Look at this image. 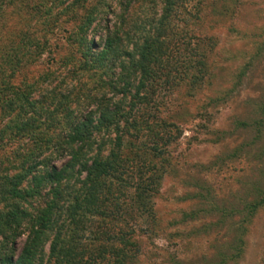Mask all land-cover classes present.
I'll use <instances>...</instances> for the list:
<instances>
[{"label":"rangeland","instance_id":"obj_1","mask_svg":"<svg viewBox=\"0 0 264 264\" xmlns=\"http://www.w3.org/2000/svg\"><path fill=\"white\" fill-rule=\"evenodd\" d=\"M174 2L175 13L162 19V0H11L3 7L0 61L8 44L18 42L17 32H26L38 48L27 47L25 56L38 59L15 71L10 83H34L36 100L53 89L78 94L86 104L81 98L95 94L96 76L69 73L78 57L73 40L79 48L101 47L106 34L136 41L161 20L169 72L143 90L124 140L146 174L158 176L155 191L144 209L131 202L128 188L121 199L126 214L97 220L105 224L100 230L128 232L131 246L113 244L125 254L124 264H264V0ZM15 115L0 106V136L6 135L0 159L37 150V160L48 156L45 138L57 133L51 115L33 116L35 130L23 133L17 148L7 145L21 119ZM35 143L39 148L31 150ZM93 241L84 236L88 248L103 247L111 262L112 243Z\"/></svg>","mask_w":264,"mask_h":264},{"label":"trees","instance_id":"obj_2","mask_svg":"<svg viewBox=\"0 0 264 264\" xmlns=\"http://www.w3.org/2000/svg\"><path fill=\"white\" fill-rule=\"evenodd\" d=\"M8 2L11 0H0V27L3 7ZM162 2L165 19L175 13L176 2ZM164 31L159 20L153 34L146 33L136 41L122 34H106L101 47L91 43L79 48L74 39V54L78 57L69 73L82 71L96 76L95 94L81 98L86 104H79L78 94H56L53 89L36 100L31 98L34 83L25 80L24 85L11 84L15 71L38 59L34 51L31 53L35 57L28 53L25 56L27 47L35 49L38 44L29 42L26 32H17L18 42L8 44L0 61V106L21 119L10 133L7 145L17 148L23 133L34 132L33 116L42 113L51 115L50 127L57 133L45 138L51 149L46 157L37 160L41 153L37 150L34 156L12 153L0 159V264H124L125 254L113 248V244L131 246L128 232L120 229L108 234L100 230L105 224L98 221L126 214L121 199L128 188L132 190L131 202L144 209L149 207L155 191L158 176L146 174V165L134 161V151L125 147L124 140L134 128L132 117L136 104L142 101L143 90L168 75L166 45L160 40ZM48 75L38 76L44 79ZM44 97L49 99L47 104L40 101ZM126 97L129 100L124 106L122 101ZM51 105L52 110L47 111ZM58 114L63 117L59 119ZM30 138L34 143L33 135ZM36 145L32 144L31 150L38 149L39 145L33 148ZM150 152L157 159L159 151L151 148ZM152 173L156 171L152 169ZM84 236L91 237L93 242L112 243L113 260L103 256V247L88 248L83 243ZM18 241L21 246L14 256Z\"/></svg>","mask_w":264,"mask_h":264}]
</instances>
